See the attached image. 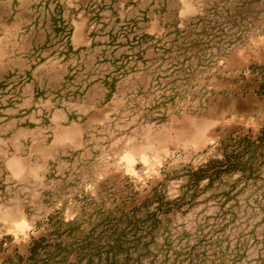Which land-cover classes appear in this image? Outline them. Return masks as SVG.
<instances>
[{
	"label": "rangeland",
	"instance_id": "obj_1",
	"mask_svg": "<svg viewBox=\"0 0 264 264\" xmlns=\"http://www.w3.org/2000/svg\"><path fill=\"white\" fill-rule=\"evenodd\" d=\"M0 264H264V0H0Z\"/></svg>",
	"mask_w": 264,
	"mask_h": 264
}]
</instances>
